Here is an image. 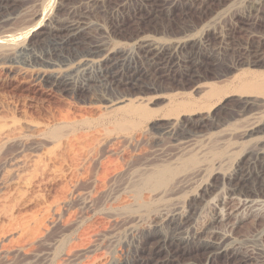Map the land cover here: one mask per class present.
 Returning <instances> with one entry per match:
<instances>
[{
  "label": "rangeland",
  "instance_id": "1",
  "mask_svg": "<svg viewBox=\"0 0 264 264\" xmlns=\"http://www.w3.org/2000/svg\"><path fill=\"white\" fill-rule=\"evenodd\" d=\"M72 7L87 14L77 44L42 33L41 24L66 19ZM152 8L163 14L151 18ZM186 35L206 44L195 78L148 64L142 75L128 69L126 56L141 43L170 45ZM89 42L125 56L72 72L74 90L42 80L70 70ZM246 72L263 82L264 0H19L3 7L0 136L10 127L16 139L0 148V264H135L151 218L175 203L197 210L192 230L202 226L224 192L200 202L201 189L240 163L250 169L243 156L264 141L244 135L264 117V103L245 113L247 99H264L238 91ZM190 120L205 127L173 138ZM163 169L171 172L165 186L143 190L142 180ZM263 201L227 199L215 225L227 238L224 250L190 245L196 253L183 263L264 264ZM165 232L150 233L147 243L158 244Z\"/></svg>",
  "mask_w": 264,
  "mask_h": 264
},
{
  "label": "bare ground",
  "instance_id": "2",
  "mask_svg": "<svg viewBox=\"0 0 264 264\" xmlns=\"http://www.w3.org/2000/svg\"><path fill=\"white\" fill-rule=\"evenodd\" d=\"M18 1L19 0H0V10L5 6H10L14 3H17ZM145 9L147 8L145 7ZM148 9L146 11H148ZM152 9L153 10L148 14L151 18L152 17L158 18V15L163 14L162 13L163 9H156V8L155 9L152 8ZM68 12L69 14L66 19L61 20V21L59 20L57 21V19H48V21L46 22L44 21L45 24L43 25L41 24L39 26V29L41 30V27L43 26L44 29L41 30L42 33H44L45 31L49 36L54 37V40H57L58 42H62L63 44H69V43H74V42L76 43L77 38L80 37L82 33L84 32L86 33V31H84L85 30L84 24H85V18L87 14L82 13L77 8H73V7ZM140 22L141 21H139L138 23ZM203 39L196 41L195 38H193L191 35H186L184 36V38L179 39L178 41L176 40L174 43L170 45H166L162 43L160 44V42H156L153 39H151V41L149 40L148 42L145 40L146 42L141 43L142 45L141 44L139 45L140 48L138 51L131 52L130 55L127 54L126 57L130 59L128 60L129 62L128 69L136 73H140L142 75V72H144L143 70L145 69L144 65L148 64L155 70L166 73L167 76H173V74H175L176 72L179 73L180 71L182 72V75L184 76L195 78V74H197L196 70L198 69L200 64H203L202 56H207L205 55L206 52H204V49H203L204 47H206L205 46L206 44ZM86 45L87 47L84 48V50L86 51V56H84L81 53V55H83L84 58L81 59L78 63L76 62L75 65H73V67L70 68V70L67 69L68 71L65 70L63 72H59V73L57 72V73H53L52 75L43 74L42 80L48 82L50 86L53 88L63 89V91L71 90V88H73L72 86H74V81H73L74 79L71 75L72 72L77 74L78 72L77 69H83L85 72L88 70L92 71V68H96V67L102 68L103 66H106L109 63L113 64L114 62H115L114 64L116 65V60L120 57L125 56V52L119 49L111 51V52L107 51L106 50L107 47L105 48L106 46L105 43L90 44L89 42ZM188 49H190L191 51L196 49L197 51L193 55V52L188 53L187 51ZM74 57L77 60V53H76V56H73V59ZM248 62L249 61H246V63ZM253 62H260V61L255 60ZM91 71L90 73H92ZM146 72L147 71H145V73ZM145 73H143V75ZM250 77H254L253 73L246 72L245 78H242V83L238 87V91L242 92V94H249L251 96L258 95L259 97L262 96L263 98L264 97V76H262V80H263L262 83H253L252 81H250ZM80 86H85V85L83 83L82 84L79 83V85L77 84V88ZM78 89H83V88H78ZM260 99L259 100L247 99L246 102H244L246 103L245 113L256 110L255 108H257L256 105H258V103H264V99H261V100ZM211 124H212L211 126L213 125L215 126L216 124L213 119L211 120ZM184 126L185 125H183V127ZM179 127L180 128L174 129L173 132L171 133L173 138H177L178 136H180L179 134L185 135V134L191 133L192 131L202 129L205 127V122L203 120L201 121L190 120L189 123H187L184 128H181V126ZM1 132L3 133L0 136V148L1 147L6 148V146L11 144V142L14 143L13 141L16 138H15V135H12L13 131L10 130V127L2 128ZM254 134L264 135V117L259 125L255 124V126L250 127L244 133V135L248 137H251ZM256 147L257 148L254 152L245 153V155L243 156L242 162L247 159L251 160V161L248 160L249 162H251L250 169L245 170L242 167V165H240L241 164L240 163L235 168V170H233V172L225 175L218 182H217V179L213 178L210 182H208V184L205 187L201 189V192L197 196V200L200 202L204 201L211 191H215L221 187L224 192L223 194L224 197L217 200L215 209L212 213L213 215L207 222H205L198 229L195 228L194 230H192L193 229L192 226L190 227V223L192 222L197 212V210L195 212V209H193V207L190 204H187V206H185L184 208L183 207L181 208V206L175 203L174 205L172 204L170 208L168 207L169 208L168 210L162 209L160 210L161 212H159L158 214L155 213L156 215L154 214L155 216L151 218L153 227L149 228L147 234L145 233L142 234L144 235V237L138 245L137 253L139 255L138 257L136 256L137 260L135 264H188V263H183L185 258L188 256H193L196 253V252H192V250H187V248H189L190 245H192L193 249L195 250L199 248H203L204 251H208V252L214 251L218 253L224 250L223 245L225 244L227 238L225 236H222L221 233L216 231L215 225H217L218 222L221 221L222 219L221 217H223V210L225 209V201L227 199H236V200L243 201V202H250V203L253 202L254 203L256 200L258 201L261 200V203H262V201L264 200V141L261 143H258ZM0 150L2 151V149ZM170 175H171V172L167 169H163L154 174H151L150 176H147L146 178L142 180L143 181L141 183L142 189L155 192L161 189L163 186H165V184L169 180ZM164 194L166 193L163 192V195ZM160 195H162V193ZM166 229H167V232L163 233L164 236L157 239V243L159 245L154 244L153 242H151L150 244L147 243L149 242L148 235H151L150 233L153 232V233L160 234V232L162 233ZM185 235H187V237ZM165 248L167 249L169 248L170 251H168ZM163 249L164 251L168 253L164 252L165 259H160L158 256H159V253L160 254L163 253Z\"/></svg>",
  "mask_w": 264,
  "mask_h": 264
}]
</instances>
